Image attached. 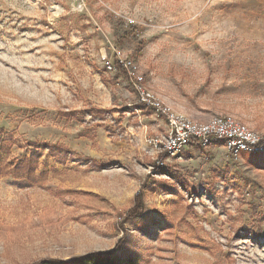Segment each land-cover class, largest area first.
Segmentation results:
<instances>
[{
  "label": "rangeland",
  "instance_id": "374dc122",
  "mask_svg": "<svg viewBox=\"0 0 264 264\" xmlns=\"http://www.w3.org/2000/svg\"><path fill=\"white\" fill-rule=\"evenodd\" d=\"M125 58L180 115L264 141V0H0V264H264V145L155 149Z\"/></svg>",
  "mask_w": 264,
  "mask_h": 264
},
{
  "label": "built area",
  "instance_id": "2783aa9c",
  "mask_svg": "<svg viewBox=\"0 0 264 264\" xmlns=\"http://www.w3.org/2000/svg\"><path fill=\"white\" fill-rule=\"evenodd\" d=\"M132 22V20H129ZM138 94L141 104L150 108L155 116H161L166 120L165 133L151 139L153 147L164 154L174 155L180 152L187 144H208L210 142L225 143L232 151L259 152L263 144L246 127L236 124L233 120L216 119L211 123H196L175 112L160 98L148 91L142 84V77L135 71L133 60L125 58L117 60ZM107 69L112 71L113 64H108ZM159 164H163L161 161Z\"/></svg>",
  "mask_w": 264,
  "mask_h": 264
},
{
  "label": "trees",
  "instance_id": "16d2710c",
  "mask_svg": "<svg viewBox=\"0 0 264 264\" xmlns=\"http://www.w3.org/2000/svg\"><path fill=\"white\" fill-rule=\"evenodd\" d=\"M117 64V67L122 71L123 69L120 67V65L118 64V61H115ZM260 143L264 145V141L260 140ZM48 147V151L50 154H54V150L60 151L61 153H63L64 155H62L63 157H66V154L68 153V150L59 146V145H47ZM27 164L26 169L30 168V160L29 161H24L21 162V167L23 166V164ZM23 168V167H22ZM137 201H136V205L134 207H132L129 210V213L131 214H136L139 213L141 208H142V204H141V200L140 197L137 196L136 197ZM111 251H105V252H92L83 256H78V257H74L71 258L70 260H68L67 262H62V261H55V260H43L41 261L39 264H120L116 258H114L112 255Z\"/></svg>",
  "mask_w": 264,
  "mask_h": 264
}]
</instances>
